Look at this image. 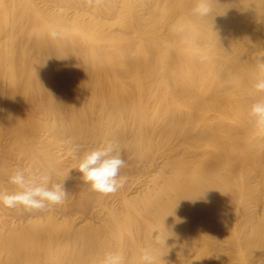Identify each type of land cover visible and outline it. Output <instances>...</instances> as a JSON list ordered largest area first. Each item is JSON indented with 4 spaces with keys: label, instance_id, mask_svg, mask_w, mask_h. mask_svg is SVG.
I'll use <instances>...</instances> for the list:
<instances>
[{
    "label": "rangeland",
    "instance_id": "1",
    "mask_svg": "<svg viewBox=\"0 0 264 264\" xmlns=\"http://www.w3.org/2000/svg\"><path fill=\"white\" fill-rule=\"evenodd\" d=\"M3 1L0 192L18 191L8 182L14 168H48L52 182H63L68 195L63 204L46 211L0 204V264H100L108 250H120L125 264H141L145 249L151 250L153 264H260V256L264 255V171L241 182L239 173L251 165V160L225 154L215 161L209 154L206 169L217 168L221 187L228 189L214 210L227 205L226 212L206 225L197 221L158 224L153 217L157 202L166 201L168 196L163 194L156 199L155 194L164 182V173L170 170L167 159L175 155L177 160L193 164L205 153V145L211 139L203 137L196 141L197 145H191L181 136L167 135L170 122L165 116L153 114L158 106L154 95L145 97L148 122L141 125L114 96L117 89L110 90L111 83L118 87L123 73L119 70L121 74L115 76L110 69L99 71L98 65L87 57L90 42L80 35L73 34L79 48L63 47L72 66L55 63L58 50L51 37L65 33L58 24L59 18L74 22L80 14L95 29L92 20L97 17L104 36L123 35L129 32V0H89L81 6L68 0H19L18 7L14 0ZM261 6L264 7V0ZM138 8L140 12L146 10L141 5ZM114 39L108 40L111 52L132 43L117 44ZM252 51L257 56V50ZM216 56L221 60L220 54ZM226 66L220 65L224 69ZM221 69L216 70L220 75L225 71L221 73ZM97 82L102 84L100 88ZM154 88L162 91L164 86L156 82ZM238 98L250 106L264 99V92L256 90ZM215 113L219 112H197L198 125L189 130V136L210 126ZM229 116H233V111H229ZM11 117L16 124L10 123ZM221 128L226 145L260 142L256 155L264 160V131L258 130L253 121L239 126L232 119ZM229 138L231 142H227ZM108 139L118 141L126 163L120 170L123 185L114 193L103 194L82 180L74 152L93 149ZM223 159L229 160L230 168L221 167ZM215 188L208 190L213 192ZM169 229H173L171 235ZM199 238L204 243L202 248L196 246Z\"/></svg>",
    "mask_w": 264,
    "mask_h": 264
},
{
    "label": "bare ground",
    "instance_id": "2",
    "mask_svg": "<svg viewBox=\"0 0 264 264\" xmlns=\"http://www.w3.org/2000/svg\"><path fill=\"white\" fill-rule=\"evenodd\" d=\"M104 1L108 3V0ZM262 1L211 0L214 11L210 17L201 18L192 14L195 0H129V32L119 36H104L100 29L101 21L97 17L92 20L95 29L81 19L80 14L76 15L74 22L59 18L58 24L65 33L57 38L51 37V43L58 50L57 65L72 64L64 55L63 47L79 48L74 35H80L90 42L87 57H90L92 64L98 65L99 71L110 69L115 76L121 74L119 70L123 73L118 87L111 83L110 90L117 89L114 96L121 100L122 108L130 112L141 125L148 122V115L144 113L145 97L154 95L158 99V106L153 114L165 116L170 122L165 131L167 135L181 136L191 145H197L196 141L203 137L211 139L205 145V153L193 164L184 159L177 160L175 155L167 159L170 170L164 173V182L155 194L156 199L163 194L168 196L166 201L157 202L153 217L158 224L197 221L206 225L226 212L227 205L214 210L215 203L228 189L221 187L217 168L212 171L206 169L209 154L214 156L212 160L215 161L225 154L236 159L251 160V165L239 173L241 182L255 173L263 174L264 160L256 155L262 144L252 140L248 144L237 142L234 146L226 145V135L221 128L231 123L232 119L239 126L252 121L250 106L238 96L256 91L254 84L260 76L258 63L264 62ZM3 2L0 0V6ZM68 2L81 6L83 2L90 1ZM19 5V0H14V6ZM138 5L144 7L145 12H140ZM28 8L33 9L31 3H28ZM123 19L121 17L120 20ZM47 28L52 27L47 25ZM166 33L171 34V38ZM164 34L166 38H163ZM109 39L117 40V44L121 41L132 43L111 52ZM252 47L258 53L255 57ZM217 54H220L221 60ZM224 64L227 65L226 69L220 67ZM217 68L223 69L221 73L225 70L224 73L220 75ZM215 72L220 76L217 77ZM156 82L163 84L162 91L155 90ZM101 85L97 82L98 88ZM203 109L219 113H215L216 117L205 130L197 129L193 136H189V130L198 125L196 113ZM229 111H233L232 117ZM10 123L16 124L17 121L11 117ZM228 140L231 142V138ZM221 167L230 168L229 160L223 159ZM213 186H216V190L209 191L208 188ZM199 211L203 212L197 216ZM168 231L169 235L173 233V229ZM203 245L199 238L196 246L202 248ZM260 259V264H264V255Z\"/></svg>",
    "mask_w": 264,
    "mask_h": 264
},
{
    "label": "clouds",
    "instance_id": "3",
    "mask_svg": "<svg viewBox=\"0 0 264 264\" xmlns=\"http://www.w3.org/2000/svg\"><path fill=\"white\" fill-rule=\"evenodd\" d=\"M191 11L197 17L210 16L211 0H195ZM258 68L260 76L254 87L258 92H264V62H259ZM249 116L255 127L264 131V99H258L250 105ZM122 151L120 144L114 139H108L98 147L82 153L75 151L74 156L78 160L76 169L82 174V180L96 192H116L124 182V177L120 175V170L126 163ZM8 182L18 189L14 193L0 192V204L9 208L23 206L29 211H46L51 206L63 204L68 195L63 182H52L48 168L16 167L8 176ZM140 259L141 264H153L151 250L145 249ZM100 264H125V257L120 250H108Z\"/></svg>",
    "mask_w": 264,
    "mask_h": 264
}]
</instances>
